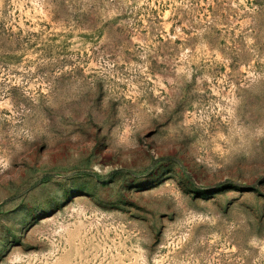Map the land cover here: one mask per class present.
<instances>
[{"label":"rangeland","instance_id":"rangeland-1","mask_svg":"<svg viewBox=\"0 0 264 264\" xmlns=\"http://www.w3.org/2000/svg\"><path fill=\"white\" fill-rule=\"evenodd\" d=\"M0 264H264V0H0Z\"/></svg>","mask_w":264,"mask_h":264}]
</instances>
